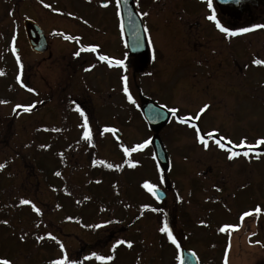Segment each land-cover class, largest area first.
Masks as SVG:
<instances>
[{
	"label": "rangeland",
	"instance_id": "obj_1",
	"mask_svg": "<svg viewBox=\"0 0 264 264\" xmlns=\"http://www.w3.org/2000/svg\"><path fill=\"white\" fill-rule=\"evenodd\" d=\"M48 1L49 13H61L70 3L69 0ZM42 2L44 0H0V24L5 38H10L13 24L21 18L18 10L23 14L33 13L40 24L49 22L51 18L44 15V8L40 7ZM134 2L138 12L148 13L143 17L152 45L149 49L155 48L156 52L138 61L129 57L128 68H108L107 72L106 64H114L125 55L122 41L117 37L116 13L112 10L97 15L91 12L90 0H77V33H84L78 36L84 40V45H78L92 46L102 38L103 43L93 45L98 58L95 52L77 48L81 54L77 58V71L71 78L75 84H69L67 80L59 86L50 83L47 95H44L46 105L42 107L47 117L35 115L33 118L38 121L27 125L29 136L34 134L36 138L26 136L7 143L0 148L3 151L0 162L6 161L7 172L21 170L22 174L25 170L28 182L34 183V187L46 183L51 191L49 198L70 200L71 203L77 199V216L83 213L81 210H85L86 205H93L98 214L113 215L112 221L101 224L98 233L105 231L106 237L113 236V241L141 237L144 253L140 262H145L146 256L156 252L157 264L177 263L175 245L168 241L159 244L163 239L159 236V221L164 224L168 217L174 216L171 222L173 235L185 239L183 244L197 254L200 264H222L226 257L231 264H258V259L264 258L263 252L247 245L243 239L242 252L240 249L237 252V248L221 254L222 249L215 248L219 244L216 238L232 243L219 235L218 229L223 222L238 223L235 218L241 210L252 207L254 199L261 201L264 198L260 189L264 183V145H256L257 139H264V65L252 64L253 59H264V28L253 29L240 37L222 36L204 20L205 14L210 13L207 7L194 0ZM226 12L222 21L230 31L264 24L262 3L244 4L239 12L226 8ZM57 20L60 23V18ZM93 22H96V28H88L87 25L91 26ZM104 32H109L108 36L116 32V37H108ZM65 46L54 48L53 53L58 57L54 59L55 63L49 62L52 77L61 74L59 52L67 54L70 49ZM101 55L107 56L108 60H100ZM83 58L87 61L83 62ZM194 72L199 80L197 75L193 76ZM123 74L128 77L129 94L135 103L117 91L123 83L119 78ZM80 77H88L85 83L92 90L89 98H84L87 96L84 90L77 91L76 82ZM85 83H79V86ZM72 86H75L73 97L93 103L94 112L87 118L91 140L84 139V117L77 119L76 106L69 99ZM148 99L168 109H178L177 114L157 131L169 157L168 165L163 168L156 165L149 144L137 153L125 155L126 161L123 158L124 147L135 146L152 135L139 112L141 104ZM32 103L37 102L33 100ZM100 103L110 105L107 111ZM204 104L209 107L195 123V114ZM181 116L193 119L188 124H181L178 122ZM194 123L208 147L197 140L196 130L190 126ZM105 127L117 129L121 133L120 141L112 133L104 132ZM209 132L213 135L208 136ZM221 137L224 149L215 143ZM241 139L255 146L251 149L233 147V151H248L249 156L228 160L226 149L232 145L227 141L231 140L235 145ZM22 142H25L23 148ZM16 152L24 157L21 166L18 160L13 164L11 159ZM132 159L135 167L128 164ZM4 171L2 173L6 175ZM56 172L60 175H55ZM145 181L165 190L167 198L158 203L143 187ZM156 207L162 211H152ZM33 217L38 218L35 214ZM63 226L68 232L74 229L71 224L64 223ZM49 231L55 233L58 230L51 223ZM135 232L137 235L131 236L130 233ZM0 240L2 245L9 240L15 244V249H19V239L6 232L0 235ZM203 247L206 248L203 250ZM125 254V248L119 250L117 260L111 264H129Z\"/></svg>",
	"mask_w": 264,
	"mask_h": 264
},
{
	"label": "flooded vegetation",
	"instance_id": "obj_2",
	"mask_svg": "<svg viewBox=\"0 0 264 264\" xmlns=\"http://www.w3.org/2000/svg\"><path fill=\"white\" fill-rule=\"evenodd\" d=\"M69 1L70 3L64 6V11L61 13H49L48 8L44 6L49 4L48 0L40 3V7L44 8V15L51 18L49 22L46 20L43 24L39 23L36 15L27 13L29 15L27 18L35 20L40 25L45 35V47L40 48L30 43L22 25L23 18H20L18 22L13 24L10 38H5L3 34L4 29H2L3 25L0 24V71L3 72V75H0V84H5L3 88L0 85V100L6 101V103L0 104V148L6 146L7 143L17 142L18 138L29 136L30 131L27 129V125L32 124L35 120L38 121V118L34 119L33 116L45 115L47 117L46 110L42 109V107L46 105L44 95H47L50 83L59 86L64 80H67V83L75 84V81L71 78H73V74L77 71V58L79 56L74 55V53L77 52V48L82 47L78 44L82 45L84 40L79 39L78 36H83L84 33H81V31L79 34L77 33V0H74V4H72V0ZM90 1L91 12L93 11L97 15H105L106 11H117L119 9L116 0ZM133 5L135 8L137 7L135 6L134 0ZM216 8L218 11L216 14L217 20H221L224 12L221 11L219 6ZM57 18H60V23L57 22ZM93 19L95 20L96 18L93 17ZM63 20L64 23L62 22ZM141 20L145 27L144 17L142 15ZM95 25L96 22H93L91 26L88 24L87 27L96 28ZM196 26L199 27L198 24ZM88 28H85L86 31ZM116 30L118 31V40L122 41L124 46L125 41L121 37V29H119V26H117ZM108 33L104 32L106 36H108ZM112 36L116 37V32L111 33L108 37ZM66 37H72V39H67ZM98 37L101 38L100 36ZM105 39L108 40V38ZM101 43H103L102 38L94 44ZM65 44L70 49L67 50V54H61L59 52L61 56L59 61L61 62V67H63L61 68V74L52 77V72L49 70V62L55 63L54 59L58 57L53 53L54 48L61 46L65 48ZM13 47L16 49L15 53L12 51ZM90 47L92 46L86 48ZM124 52L125 55L121 58L123 61H125L124 58L128 55L125 48ZM17 56L20 58L19 64L16 61ZM146 56L148 55H144L143 59ZM86 59L83 58L82 61L85 62L87 61ZM34 62H40L46 66L41 65L40 67L38 64L35 65ZM37 69H40V71H35ZM43 69H45L44 72ZM106 71L109 72V70ZM17 76L20 77L19 80H17ZM87 80L88 77H80L77 78L76 82L77 91L84 90L87 93V96L84 98H89V91L91 90L85 83ZM83 82L85 85L79 86V83L82 84ZM29 88H32L33 91L29 92ZM61 89H64V87L62 86ZM74 91L75 86L70 87L69 99L76 107L79 105L87 118L90 117V114L94 112L91 108L93 103L91 101L85 103L81 98L77 96L73 97V94H75ZM10 92L12 93L10 94ZM33 95L43 96L42 101L34 105L32 103ZM17 104L23 106L33 105L32 111L24 112L22 108L13 111V108ZM100 105H105L106 111L110 106L105 103H100ZM50 115L51 113H49ZM79 116L80 114L77 112V119ZM29 137L36 138L34 134ZM23 143L25 142H22V146ZM1 153H3L2 150H0V157ZM22 158V156L18 158L17 155L13 158L11 157L13 164L15 160H18L20 164ZM0 164L3 163L0 162ZM3 169L6 171H4L6 175L2 173ZM3 169H0V221H7V223H0V235L6 232L10 237L18 238L20 246L19 249H15L13 242L8 240L5 245H2L0 240V259L7 258L11 260L12 264H50L51 260L59 259L66 254L71 259L76 260L77 264H111L112 261L117 260V252L123 248L125 243L117 245L115 248L112 245L117 240L123 239L118 238L113 241L112 235L106 237L105 231L98 233L100 228L89 227V225H101L110 220L112 221L114 218L113 215L98 214L93 205H86L85 210H81L83 213L81 212V215L77 216V199L74 203H71L70 200L65 201L64 199L49 198L51 191L46 183H43L40 187L39 184L34 187V183L28 182V175L25 170L21 174L18 172H7L6 167ZM21 199L30 200L40 209V212H35L31 204L21 205L19 203ZM259 202L261 203L260 214L254 215L250 221V237L252 238V248L257 251H262L264 255V198ZM34 214L39 219H35L33 217ZM51 223L54 227H57V232L51 233L49 231ZM64 223L73 225L74 229L70 232L65 231ZM77 228H79L78 232ZM50 235L55 236L56 240L50 239ZM37 237H43V239L38 242ZM124 241H129V239ZM216 241L219 244H223L221 238H216ZM130 242L132 247H127L128 251L125 254V259L129 264H157L155 261L156 254L154 256L149 255L145 262H140V255H142L140 245L142 243L137 237L132 238ZM60 244L64 245L63 252L61 251ZM220 248L218 246L215 250H219ZM232 249L233 251L236 250L234 247L227 248L226 250L231 251ZM93 252L97 253V255H110L113 259L107 261H100L95 257H92L90 260L84 259L85 256H91ZM257 263L264 264V258L261 260L258 259ZM227 264L231 263L228 262Z\"/></svg>",
	"mask_w": 264,
	"mask_h": 264
},
{
	"label": "snow or ice",
	"instance_id": "obj_3",
	"mask_svg": "<svg viewBox=\"0 0 264 264\" xmlns=\"http://www.w3.org/2000/svg\"><path fill=\"white\" fill-rule=\"evenodd\" d=\"M119 2V0H117V3ZM45 7H49V5H44ZM207 7L209 9H212L213 8V0H207ZM119 14V13H117ZM69 15H71L69 13ZM144 16H147L148 13L147 12H144L143 13ZM209 21H216V27L219 28V30L223 33H227L231 36H236L237 34L239 33H246V32H249L253 29H256V28H264V24H256V25H253L251 28L249 27H240L239 29H237L236 31H230L228 27H224L221 25L220 21L217 20V17H216V13L213 11L212 14L208 15L206 17ZM145 33L148 32V29L147 27H145L144 29ZM67 39H72V37H66ZM148 44L149 46H151V40L149 39L148 40ZM97 49H96V46H92L90 48H87V49H81V51H91V52H95ZM12 51L15 53L16 49L15 47H13ZM81 52L80 51H77L74 53V55L76 56H80ZM154 58V56H153ZM100 60H108V57L107 56H103L101 55L99 57ZM16 61L17 63L19 64L20 63V58L17 56L16 57ZM116 64L118 65H121L123 66L124 65V61L123 60H116L115 61ZM252 64L254 65H264V59H253L252 60ZM86 71H88L89 69H85ZM0 75H3V72L0 71ZM20 77L17 76V80H19ZM121 80L124 82V87H123V91L124 93L127 95V99L131 102V103H135V101L132 99V96L129 94V88H128V85H127V80H128V77L127 76H122L121 77ZM29 92H32L33 89L32 88H29L28 89ZM3 103H6V101L4 100H0V104H3ZM209 105L207 104H204L200 109H199V112L195 114V119H199L200 117V114L201 113H204L206 109H208ZM18 108H22L24 112H30L32 111V108H33V105H28V106H23V105H20V104H17L15 106V108H13V111H16V109ZM76 111L79 112L80 116L84 117V122H83V130H84V139L85 140H91L92 138V133H91V129L89 127V122H88V119L87 117L85 116V113L81 110V108L79 107V105H77L76 107ZM168 111L170 113H172L174 116L177 114L178 112V109L173 107V108H169ZM193 119V117H190V116H181L178 118V122L181 123V124H184L186 123L187 121ZM191 127H193L195 130H196V138L197 140H199L203 146L206 148L208 147V143L207 141H205L203 139V137L200 135V129L196 128V125L195 124H192L190 125ZM104 132H109V133H112V132H115L116 129L114 128H110V127H105L103 129ZM208 136H212L213 133L212 132H209L207 133ZM223 140V137H221L220 139H217L215 141V143L221 148V149H224L225 148V144L222 143L221 141ZM150 143L149 140H144L142 143H137L135 146H131V147H124L123 148V153L124 155H129L130 153L132 152H136V151H139V150H142L144 149L145 147H147V145ZM227 143L229 145H232V147H229L226 149V152H227V159L228 160H232L233 158H236V157H239L241 155H243L244 157H248L249 156V152L248 151H244L243 153H240V152H237V151H233V147L235 148H248V149H251L253 148L255 145L253 144H248L245 142L244 139H241L237 144L233 145V142L231 140H228ZM256 145H264V139H257L256 140ZM101 163H103L101 161ZM132 167H135V165H131ZM5 166L3 164H0V169H3ZM109 168L112 167L111 164L108 165ZM55 175L59 176L60 173L59 172H56ZM143 187L146 188L153 196H156L157 199H159V196L157 195V191H156V185L154 184H151L147 181L144 182L143 184ZM217 191H219V189H217ZM19 203L21 205H29L31 204L32 206V209L39 213L40 212V209L34 204L32 203L30 200L28 199H21L19 201ZM145 207H147V205H145ZM152 211H162L160 209H156V208H153ZM256 213H259L260 212V208L259 207H256L255 209ZM251 215L250 212H244L243 213V216H249ZM70 219V218H69ZM0 223H7V221H0ZM203 223V222H202ZM89 227H95V228H100L101 225L100 224H96V225H89ZM232 227L231 225H225L223 227H220L219 228V231L220 232H225L227 228H230ZM159 231L161 233H166L167 234V238L172 242V244L176 245L177 248H179V245L177 244V241L175 239V237L173 236V233L171 231V229L169 228L168 226V223L167 221L164 222L163 226L159 228ZM50 239L52 240H56V237L55 236H49ZM21 239H23V237H21ZM41 239H43V237H37V241L39 242ZM125 241L124 240H117L115 244L112 245L113 248H115L117 245H122L124 244ZM128 247H132V244L131 242L129 241L128 242ZM60 248H61V251L63 252V249H64V245L63 244H60ZM192 255H195L194 253ZM92 257H95L97 260H100V261H107V260H112L113 257L112 256H104V255H97V253L93 252L91 256H85L84 259L85 260H90ZM177 260H181V264H183V260L180 256H177L176 257ZM0 264H12L11 260L7 259V258H4V259H0ZM50 264H77V261L74 260V259H71L70 257H68L66 254L63 255L61 258L59 259H53L50 261ZM225 264H227V261H225Z\"/></svg>",
	"mask_w": 264,
	"mask_h": 264
},
{
	"label": "water",
	"instance_id": "obj_4",
	"mask_svg": "<svg viewBox=\"0 0 264 264\" xmlns=\"http://www.w3.org/2000/svg\"><path fill=\"white\" fill-rule=\"evenodd\" d=\"M220 4H232L234 6H239L243 0H216ZM121 6V14L123 18V29L128 40V49L133 54L139 55L141 50L144 49L143 35L141 34L140 22L136 14L131 7V0H119ZM24 28L27 33V37L31 44L45 47V38L39 28V26L32 20L27 19L24 21ZM138 33V34H137ZM141 113L151 130H157L162 127L169 117L167 110L161 106L155 104L152 101H146L141 106ZM117 139H120V133L113 132ZM150 143L154 150L155 159L160 166H165L168 162L166 152L161 144L159 136L155 133ZM158 200H163L165 198V193L156 189ZM193 253L186 251L184 249L180 250V257L183 260V264H197V259ZM181 264V260H180Z\"/></svg>",
	"mask_w": 264,
	"mask_h": 264
}]
</instances>
